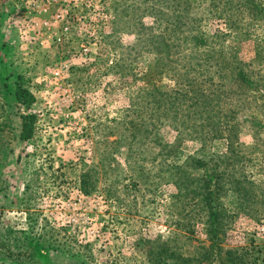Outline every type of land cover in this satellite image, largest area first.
<instances>
[{"label": "rangeland", "instance_id": "1", "mask_svg": "<svg viewBox=\"0 0 264 264\" xmlns=\"http://www.w3.org/2000/svg\"><path fill=\"white\" fill-rule=\"evenodd\" d=\"M190 1L188 18L207 36L227 32L224 53L252 80L241 86L232 149L219 137L178 146V162H205L192 172L198 185L213 179L210 210L167 170L162 144L178 133L162 106L152 112L151 98L136 97L143 76L165 87L186 75L228 83L174 38L152 77L149 28L153 13L163 25L173 16L171 0L156 3L164 14L152 0H0V264H264V17L252 5L215 18L208 1Z\"/></svg>", "mask_w": 264, "mask_h": 264}, {"label": "trees", "instance_id": "2", "mask_svg": "<svg viewBox=\"0 0 264 264\" xmlns=\"http://www.w3.org/2000/svg\"><path fill=\"white\" fill-rule=\"evenodd\" d=\"M163 1L167 0H152L151 9L160 14H164L165 9L163 11L156 5V3H162ZM205 1H208L211 8L210 12L215 18H221V14H226L229 10L238 7L247 8V6L249 7L252 5V10L255 9L254 12L256 14L259 13L264 17V6H261L262 4L260 5L257 2L254 3L253 0H236V3L232 0H204V2ZM190 6V0H171L170 7H173V11H171L173 16L168 17L164 25L162 24L160 16L157 17L156 14L153 13L155 23L149 29L152 44L151 50L154 54L156 67L153 66V73L151 75L152 77L160 75L162 70L160 67L166 66L167 62L170 61L169 50L173 43H175L171 41L174 38L179 44L182 43L188 46L187 48L190 54L187 57H189V59L198 58V63H200H197L198 66H204L210 70L215 68L218 78L226 79L228 83L225 85L223 83L219 84V87L216 84V87L212 89L211 83L210 85L202 86V84L211 80V77H208V75H206L205 79L201 82H199L196 77H188L186 75L184 83L175 80L173 85L165 87L163 85L157 86L151 80V77L142 75V78L145 80V85L137 86L136 97L151 98L149 99V103L152 112L155 110L158 111V108L162 106V114L171 121L169 122V126L178 133L176 143L171 144L165 142L162 144L165 158L167 160H173L172 163L167 162V170L172 177L176 178V181L173 182L179 191L185 188L189 189L194 196L200 195L202 197V206H206L208 210H210L212 206H216L215 203H212L213 188L211 183H213V179L211 176L201 177L203 182L201 185H198L196 183L197 175L192 172L193 167L199 168L202 165L205 166V162L195 155H187L182 162H178L177 160L181 157L178 146L180 141H183L185 137L198 140L202 143L209 138L219 137L226 139L227 145L232 149V142L237 140L238 130L236 128L239 124V122L233 121H237L238 118H241V116L238 117L241 111L237 108L242 104L240 98L242 93L241 86L242 83L251 82L252 80L250 79V75L243 69V61L241 59L224 53L223 40L226 38L227 32L218 30L210 36L205 35L199 27L195 26V22L199 23L200 19L196 16L188 18V9ZM225 18L226 24L232 27L234 23L230 25L232 17L227 16ZM216 42L220 43V45H217ZM199 51L201 53L197 54ZM120 66L121 68L123 67L122 65ZM122 71H124V68ZM186 73L188 74L189 72ZM134 81L138 82L139 79H135ZM223 85L225 87H222ZM255 87L254 85V88ZM24 92L25 89L23 88L20 89L19 87V89H17L18 99H22V96L25 95ZM223 94L231 105V109L228 111L220 110L221 104L223 103L220 97ZM231 94H233L235 98L229 99ZM228 102H226V104ZM214 106L219 107V110L214 111ZM142 125L143 121H139L138 123H133L131 127L128 128V131L132 134V139H136ZM126 129L123 131L126 132ZM31 131V122L27 120L26 116H23L22 132L20 134L21 138H28ZM148 131L153 134L152 137L154 139L160 140L158 133L154 132L153 129H146V136L149 134ZM124 137L126 138V136ZM151 139L150 137V140ZM130 145L129 143V146ZM178 178H183V180L179 182ZM184 180L187 183H181ZM236 182L238 184L242 183L239 179ZM211 224L213 228L211 227L212 229L210 228L207 230H210L211 235L216 234L217 236L219 231L217 227L219 226L218 220L212 217L209 225Z\"/></svg>", "mask_w": 264, "mask_h": 264}, {"label": "built area", "instance_id": "3", "mask_svg": "<svg viewBox=\"0 0 264 264\" xmlns=\"http://www.w3.org/2000/svg\"><path fill=\"white\" fill-rule=\"evenodd\" d=\"M33 6H35V3H34V5ZM32 8V7H31ZM33 9V8H32Z\"/></svg>", "mask_w": 264, "mask_h": 264}, {"label": "crops", "instance_id": "4", "mask_svg": "<svg viewBox=\"0 0 264 264\" xmlns=\"http://www.w3.org/2000/svg\"><path fill=\"white\" fill-rule=\"evenodd\" d=\"M6 29H8V27H6Z\"/></svg>", "mask_w": 264, "mask_h": 264}]
</instances>
